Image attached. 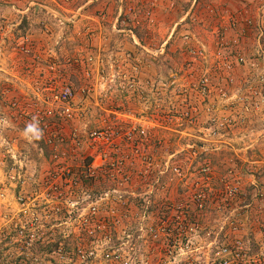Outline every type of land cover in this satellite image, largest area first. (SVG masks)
<instances>
[{"label": "rangeland", "instance_id": "obj_1", "mask_svg": "<svg viewBox=\"0 0 264 264\" xmlns=\"http://www.w3.org/2000/svg\"><path fill=\"white\" fill-rule=\"evenodd\" d=\"M247 17L264 0H0V264L264 260V92L249 61L216 77Z\"/></svg>", "mask_w": 264, "mask_h": 264}, {"label": "built area", "instance_id": "obj_2", "mask_svg": "<svg viewBox=\"0 0 264 264\" xmlns=\"http://www.w3.org/2000/svg\"><path fill=\"white\" fill-rule=\"evenodd\" d=\"M209 7V6H208ZM211 9V8H210ZM236 20L233 21V26L236 27ZM260 23H255V20H252L251 17H247L243 20V24H241V36L244 34L245 30H248L250 27H253L256 29V34L258 32V34L256 35V38L254 40V42L256 43V48L254 49V52L249 53L247 55V57L245 58V47L244 45L240 44L239 39L234 38L233 39V44L235 46L233 55H228L225 54L223 52L224 49H226L229 45L228 42L224 41L223 44L220 45V49L222 51V53L216 55V60H217V66L220 67L218 69H220L219 75H217V89L218 92L220 93V95L224 96L226 95V92L230 90L229 86L230 84L233 83V78L231 76L232 72L235 70L236 66L244 64L246 61H249V64L251 65V67L253 69L256 70V72H253L252 74H255V79L256 82L258 83L257 85H250L247 89L250 90L249 93L253 96V95H258L261 94L262 92H264V46L262 45V42L260 41V38L263 37L264 35V31L262 28H260ZM256 25H258L256 27ZM223 28L220 27V32L223 34ZM246 35V34H244ZM240 36V37H241ZM237 43V44H236ZM248 49V46H247ZM249 52V51H248ZM198 56H194L195 58H198L199 61L201 59H206V55L204 54V50L203 49H199V52L197 54ZM232 56V57H231ZM246 81V79L244 80ZM225 85V86H224ZM199 90L200 92L207 96L209 94V92L211 91L210 88V77L208 76V74H203L202 76V80H201V84L199 86ZM66 110H69L68 107H66ZM95 135H97L95 132H93V134L91 135L92 138L94 139L93 141H91V137L89 138V140L91 141V144H96L95 141ZM48 141H50V138H47ZM105 143H98L96 144V148L97 151L98 149L100 150L99 152H102L103 154L106 153V146L104 145ZM102 148V149H101ZM224 253L223 255L225 257H228V255H226V252L228 251L227 249H224ZM226 263V262H225ZM221 264H223L221 262ZM253 264H264V260L260 261V262H255Z\"/></svg>", "mask_w": 264, "mask_h": 264}, {"label": "trees", "instance_id": "obj_3", "mask_svg": "<svg viewBox=\"0 0 264 264\" xmlns=\"http://www.w3.org/2000/svg\"><path fill=\"white\" fill-rule=\"evenodd\" d=\"M260 41L262 42V45L264 46V37H261L260 38ZM102 149V148H101ZM98 151H100L99 149H98ZM106 154V153H105ZM105 154H103V155H105ZM88 159H91V156H89V158ZM87 159V160H88ZM87 164H88V161H87ZM89 165L87 166V175H89V177L87 178V182H88V185L90 184L91 186H92V188L90 187V192H88V194L89 195H92V196H96L99 192H102L103 190V186H104V179L102 178V175L103 174H101V175H96L95 176V178L93 179V175H91L90 174V170H89ZM106 185V184H105ZM80 188V187H79ZM89 191V190H88ZM172 238L169 236V242H170V244H172ZM165 243H167L166 242V240H165ZM106 246H111V247H113V246H115V245H113V244H111V243H108Z\"/></svg>", "mask_w": 264, "mask_h": 264}, {"label": "crops", "instance_id": "obj_4", "mask_svg": "<svg viewBox=\"0 0 264 264\" xmlns=\"http://www.w3.org/2000/svg\"><path fill=\"white\" fill-rule=\"evenodd\" d=\"M189 1H192V0H189ZM218 1V0H217ZM221 1V0H220ZM225 3L229 4V5H240V3H244V0H224ZM159 8H157L156 10L158 11ZM253 12V11H252ZM257 13V11H256ZM205 15H208V14H205ZM178 20H176V23H177ZM247 36H248V33H247ZM250 39H252L253 43H251L249 46H248V51H253L254 52V49L256 48V43L254 42L255 38L254 37H251Z\"/></svg>", "mask_w": 264, "mask_h": 264}]
</instances>
